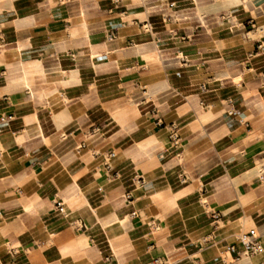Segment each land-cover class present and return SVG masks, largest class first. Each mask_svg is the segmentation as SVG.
Returning <instances> with one entry per match:
<instances>
[{
  "label": "crops",
  "instance_id": "obj_1",
  "mask_svg": "<svg viewBox=\"0 0 264 264\" xmlns=\"http://www.w3.org/2000/svg\"><path fill=\"white\" fill-rule=\"evenodd\" d=\"M249 228L264 264V0H0V264H224Z\"/></svg>",
  "mask_w": 264,
  "mask_h": 264
},
{
  "label": "built area",
  "instance_id": "obj_2",
  "mask_svg": "<svg viewBox=\"0 0 264 264\" xmlns=\"http://www.w3.org/2000/svg\"><path fill=\"white\" fill-rule=\"evenodd\" d=\"M156 124L160 125L161 123L157 120ZM168 128L169 138L176 142L179 137L177 126L169 124ZM223 248L225 252L224 264H236L243 258V255L253 256L261 253L263 245L256 229L249 228L245 233L236 236L234 242L225 243Z\"/></svg>",
  "mask_w": 264,
  "mask_h": 264
},
{
  "label": "bare ground",
  "instance_id": "obj_3",
  "mask_svg": "<svg viewBox=\"0 0 264 264\" xmlns=\"http://www.w3.org/2000/svg\"><path fill=\"white\" fill-rule=\"evenodd\" d=\"M147 30H149V29H147ZM166 264H168V263H166Z\"/></svg>",
  "mask_w": 264,
  "mask_h": 264
}]
</instances>
